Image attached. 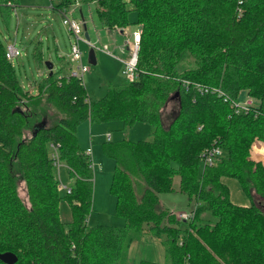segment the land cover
I'll use <instances>...</instances> for the list:
<instances>
[{
  "label": "trees",
  "instance_id": "1",
  "mask_svg": "<svg viewBox=\"0 0 264 264\" xmlns=\"http://www.w3.org/2000/svg\"><path fill=\"white\" fill-rule=\"evenodd\" d=\"M6 1L0 10L9 18ZM91 1L106 28L141 29L136 76L110 82L100 98L90 99L64 62L36 92L26 88L0 38V251L15 252L13 264H128L134 241L156 238L167 264H264V164L251 150L264 141V0ZM182 79L220 86L233 98L245 91L257 110L235 112L215 92ZM169 102L176 106L167 113ZM44 103L61 112L51 124L38 111ZM83 118L152 126L150 138L103 145L115 161L110 190L123 225L87 221L93 170L77 141ZM212 145L221 148L218 158L201 165ZM54 151L69 172L67 223ZM227 178L239 183L247 204L231 199ZM167 191L192 202L189 218L162 204ZM137 264L162 263L141 256Z\"/></svg>",
  "mask_w": 264,
  "mask_h": 264
},
{
  "label": "rangeland",
  "instance_id": "2",
  "mask_svg": "<svg viewBox=\"0 0 264 264\" xmlns=\"http://www.w3.org/2000/svg\"><path fill=\"white\" fill-rule=\"evenodd\" d=\"M58 1L54 0L53 3H57ZM80 1L85 6V9L88 6L91 7L93 22L100 27V20L95 11V3L89 4L91 0H78V2ZM69 3L66 7H71L74 0H70ZM59 11L60 9L51 6V0H40L29 5H23L22 1L19 0L15 9L13 7L8 9L7 14L9 18L5 17L0 10V38L5 46L8 43L15 42L19 47L22 54L11 58L10 61L20 84L27 85L30 83L26 88L29 87L33 92L37 88L38 83L47 76L48 69L45 66V60L51 61L53 63V70L58 72L60 57H67L69 49L68 31L61 22V12ZM75 15L77 14L75 13ZM85 17L87 20L89 19L88 13L85 14ZM129 18L131 20L135 18L134 10L129 11ZM85 24L89 35L94 38L96 34L94 24L90 20L86 21ZM128 26L130 27L131 25ZM87 44L85 42H81L80 44L82 48V62L89 66L88 70L82 75V80L87 95L90 99L94 100L106 93L107 85L110 82L119 81L125 78V75L117 58L103 51L97 50V61L95 63L89 62ZM36 45L38 51L41 52L40 63V60L35 56ZM69 63L66 61L65 64L69 65ZM78 63L74 62L73 64L77 65ZM244 92L241 91L240 94L242 95ZM241 95L239 98L242 97ZM244 97H246V94ZM174 105L175 102H169L168 106L165 107V112L168 113ZM38 111L42 113L43 117L47 118L48 124L53 123L61 115V112L52 103L42 104L38 108ZM151 129L152 126L149 122L136 121L127 126L118 118L104 121H91L89 118H83L77 123V141L80 147L86 148V150L88 148L92 159L93 190L90 212L87 218L88 223L124 224V218L115 213V196L110 190L115 161L111 156L105 154L103 145L109 140L114 141L122 137L130 139L150 138ZM25 132H29V129ZM108 134H110L109 139L107 138ZM90 145L92 148H90ZM251 150L254 157L258 158L260 156V154L257 155L254 147ZM56 173L61 195L59 213L61 219L67 223L71 220L70 203L64 196L67 191L64 183L67 179V169L65 166L59 164L56 168ZM227 182L232 200L240 204L249 202L248 196L240 188L239 183L235 179L227 178ZM159 198L164 206H168L178 216L182 210H191L192 202L188 200L184 193L167 191L160 193ZM73 202L77 201L73 200ZM129 252L128 264H137V260L141 256L153 258L162 264H167L164 247L156 238L134 241Z\"/></svg>",
  "mask_w": 264,
  "mask_h": 264
},
{
  "label": "built area",
  "instance_id": "3",
  "mask_svg": "<svg viewBox=\"0 0 264 264\" xmlns=\"http://www.w3.org/2000/svg\"><path fill=\"white\" fill-rule=\"evenodd\" d=\"M53 1L54 0H51L52 7H54ZM75 2H77V0H74V3ZM6 4L10 5L14 9L16 8L15 0H7ZM58 9H60L61 12V22L65 25L67 31L71 35L69 41L70 59L72 61L79 62L77 65L71 67L70 74L83 81L82 75L88 70L89 66L86 65L84 62H82V49L80 43L86 42L91 44L90 40L87 39L84 35V20L69 14L67 12L66 6H63ZM140 38H141V29L139 27H136L131 31V36L130 39L128 40L129 41L128 46L130 48V52L128 56L126 58H119L122 62V72L125 75V78L128 80H132L136 76L137 53H138ZM121 48L123 49L124 46H121ZM100 49L103 52L112 55L111 50L106 45L101 46ZM21 54L22 53L15 42L8 43L6 45L5 55L8 59L20 56ZM182 80L185 86L192 83L193 85L197 86L199 89L203 90L204 92H209V91L215 92L217 95L221 96L222 100L227 102L235 112L248 111L251 107H254L256 109L258 106L256 102L248 96L241 98H239V96L234 98L231 97L220 86H203L201 83L196 81L190 82L188 79H182ZM28 85H30V83L27 84V86ZM256 110L255 112L257 113ZM252 147L255 148L257 155L260 154V156H258V159H260L264 164V141L253 143ZM220 152H221V148L218 145H212L210 147L205 148L200 154L202 164L204 166L212 164L218 158V154H220ZM53 157L55 158L54 163H56V165L58 166L60 162L56 158L57 157L56 151L53 152ZM67 186L68 185H66V188L67 190H69ZM179 217L183 219L189 218L190 211L187 210L180 211Z\"/></svg>",
  "mask_w": 264,
  "mask_h": 264
},
{
  "label": "crops",
  "instance_id": "4",
  "mask_svg": "<svg viewBox=\"0 0 264 264\" xmlns=\"http://www.w3.org/2000/svg\"><path fill=\"white\" fill-rule=\"evenodd\" d=\"M18 1L19 0H17L16 4H18ZM21 1H22L23 5H29V4H32V3H36L37 1H40V0H21ZM92 2L93 1H91L89 4H92ZM84 7L85 6L81 3V1L78 2V0H77V2H75V3H73L71 5V7H67V12L69 14H71L72 16H74V17L78 16L77 18H81L82 20H84L85 23H86V21L90 20L92 22V24H94V30L96 32L95 37L92 38L89 35L90 36L89 40H90L91 44L90 43L87 44L88 45V49L91 46L94 48V61L95 62L97 61V50L102 51L100 49V47L103 46V45H106L107 47H109V49L112 52V55H110V54H108V55H110V56H112L114 58H117V60L120 63L121 69H122V62H121V60L119 58H126L128 56V54L130 52V48L128 46V44H129L128 40L130 39L131 31L133 29H135V28L131 25L130 27L126 26L125 28L118 29V30H110V29L106 28L101 22H100V24H101L100 27H102V28H100L93 22L92 13H91V7L88 6L87 9H85ZM75 13L77 15H75ZM87 13L89 15V19L88 20L85 17V14H87ZM67 34H68V47H69V41H70L71 35L69 34V32H67ZM121 46H124V48L122 49ZM69 49H68V53H67V57L66 58H64L63 56L60 57V64H61V62L66 63V61H68V62H70L69 65H71V67H73L75 65V64H73L75 61H72L70 59ZM124 79L125 78H122L119 81H122ZM119 81H115V82H119ZM245 94L246 93L244 92V93H242V95L241 94L240 95L242 97H244ZM108 135H109V138H110V134H108ZM108 135H107V138H108ZM259 141H261V140H255V141H253V143H257ZM90 148H92L91 145H90ZM85 150H86V148H85ZM87 151H88V148H87ZM60 165L61 166L62 165L65 166V168L67 169V179H66V181L64 183H65V185H68V182L70 180L69 179L68 168H67V166L65 164L60 163ZM58 172H59V170H58Z\"/></svg>",
  "mask_w": 264,
  "mask_h": 264
},
{
  "label": "water",
  "instance_id": "5",
  "mask_svg": "<svg viewBox=\"0 0 264 264\" xmlns=\"http://www.w3.org/2000/svg\"><path fill=\"white\" fill-rule=\"evenodd\" d=\"M84 35L87 39H89L90 36L86 29L85 22H84ZM88 60L91 63L95 62L94 61V48L92 46L89 47L88 49ZM45 66L49 70V74H51L53 71V63L51 61L45 60ZM44 123L45 121L42 120L41 124H44ZM0 259L7 264H13L17 260V255L13 251H0Z\"/></svg>",
  "mask_w": 264,
  "mask_h": 264
}]
</instances>
